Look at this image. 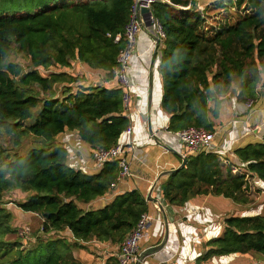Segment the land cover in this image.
I'll return each instance as SVG.
<instances>
[{
	"label": "trees",
	"instance_id": "obj_1",
	"mask_svg": "<svg viewBox=\"0 0 264 264\" xmlns=\"http://www.w3.org/2000/svg\"><path fill=\"white\" fill-rule=\"evenodd\" d=\"M168 1L154 2L152 11L165 32L160 72L169 129L212 130L211 117L219 115L223 97L235 83L241 99L253 96L257 85L264 87V0H215L217 7L230 6L234 14L219 29L207 28L195 0ZM132 3L0 0V131L14 147L28 134L52 140L67 130L77 131L95 150L119 142L129 123L122 87L85 86L72 68L77 60L114 78L113 67L124 47L115 36L124 30ZM15 52L28 58L32 68L13 61ZM51 66L61 69L40 70ZM59 85L61 98L55 93ZM42 91L50 94L41 97ZM235 152L247 163V173L233 174L229 166L224 170L216 152L188 154L186 165L162 181L164 201L183 206L195 196L214 194L249 204L247 176L264 180V141ZM68 156L61 144L32 147L25 155L11 154L0 144V264H85L74 247L93 240L120 245L147 211V197L138 189L103 207H84L107 193L120 172L119 162L87 173L69 165ZM13 190L30 193L15 205L41 219L45 235H38L30 247L20 235L18 240L7 238L20 229L4 200ZM63 230L72 232L73 241L53 234ZM206 245L203 260L250 252L264 257V214L226 218L223 234Z\"/></svg>",
	"mask_w": 264,
	"mask_h": 264
},
{
	"label": "crops",
	"instance_id": "obj_2",
	"mask_svg": "<svg viewBox=\"0 0 264 264\" xmlns=\"http://www.w3.org/2000/svg\"><path fill=\"white\" fill-rule=\"evenodd\" d=\"M214 1L197 0L196 7L204 13L207 28L219 29L234 19V14L230 6L219 8L213 4ZM146 26L147 29L139 35L128 70L134 84L131 88L130 107L134 114L139 116V124L132 135L124 133L119 139L121 143L135 142L134 150L128 156L134 175L119 181L114 188L110 187L107 193L84 207L91 209L103 207L117 195L134 189H138L149 198L152 186L157 182L153 195L162 201L164 211H160L152 199L147 200V212L153 217V223L149 235L139 242V259L129 264H260L262 256L254 254L255 252L221 254L201 259L208 249L206 242L223 234L226 218L232 215L248 216L257 213H249L243 204L223 195H198L183 206L169 204L162 197L160 186L168 175L160 176L170 169L178 168L188 153L176 131L169 129L170 114L162 106L164 84L160 67L164 39L160 38L159 45L154 46L153 39L158 36L157 25L147 23ZM77 63V66L73 67L74 71L77 73L86 71L88 78L93 77V80L89 78L81 82L85 86L93 84L120 86L116 78L106 77L105 70L91 68L79 61ZM239 90V84L235 83L223 97L219 115L211 117L214 126L211 131L215 133L214 152L218 154L222 168L228 170L229 166L233 174L247 173V163L238 157L235 150L264 141V87L257 85L255 94L245 99L239 98ZM249 99L254 100L250 107L247 105ZM57 137L69 150L67 158L69 165L87 173H97L101 170L93 158L95 149L82 140L77 131L67 130ZM250 178L254 179L250 175L247 176V179ZM27 196V192L20 190L5 194V198L17 197L19 200H25ZM11 202L7 207L15 216L18 213L29 219L38 216L33 212L22 213L18 206L11 207ZM167 225L169 235L166 239ZM53 234L73 241L70 230ZM165 239L161 248L153 249ZM118 246L110 241L93 240L84 242L82 246L74 247L73 250L75 256L85 264H119L116 256Z\"/></svg>",
	"mask_w": 264,
	"mask_h": 264
},
{
	"label": "built area",
	"instance_id": "obj_3",
	"mask_svg": "<svg viewBox=\"0 0 264 264\" xmlns=\"http://www.w3.org/2000/svg\"><path fill=\"white\" fill-rule=\"evenodd\" d=\"M156 1L159 0H133L130 9V16L127 23L125 24L124 30L115 36L116 42H124V47L120 50L117 57L118 63L113 67V74L114 78L117 79L120 87L123 89L125 113L129 118V123L124 131V133L127 135H132L139 124V116H137V114L135 115L130 107L132 101L131 88L134 86V84L132 83L128 74V70L131 67L130 59L135 54L139 35L143 30L147 29V22L152 21L157 25L158 29V36L154 37L153 39L154 46L159 45L160 38H165V32L159 19L156 18L154 14L151 18H148L142 13L143 7H148L152 10V5ZM160 1L169 2L168 0ZM195 2L197 4V0H195ZM183 8H191V5L183 6ZM253 103V99H249L247 101V105L249 107L252 106ZM176 133L182 143L186 146L188 154L199 153L203 151L214 152L213 142L215 139V133L213 131L206 129L205 127L190 126L178 130ZM134 145V141H130L128 143L118 142L116 145L109 148H98L94 150L93 158L99 167H102L105 163L110 161L119 162L120 172L116 180L111 182V188H114L119 181L128 179L134 175L131 170L130 161L128 159L129 154H131L134 150ZM153 191L150 193V197H147V200L154 197ZM155 205L160 211L162 210L159 202H155ZM152 223L153 217L147 211L142 213L138 223L120 244L119 250L116 252L119 264H129L139 259V242L149 235ZM26 233L27 231H25V234L20 231L19 235H21V237L26 236Z\"/></svg>",
	"mask_w": 264,
	"mask_h": 264
},
{
	"label": "rangeland",
	"instance_id": "obj_4",
	"mask_svg": "<svg viewBox=\"0 0 264 264\" xmlns=\"http://www.w3.org/2000/svg\"><path fill=\"white\" fill-rule=\"evenodd\" d=\"M214 17V16H213ZM12 60L15 62H18L23 65L25 70H29L31 67L30 65V60L26 58L23 54H19L15 52L12 56ZM78 61H75V65L73 67L77 66ZM59 69L56 66H51L48 69H40L41 72L44 73H49L51 71H59ZM73 69V68H72ZM75 70V69H74ZM76 74H79L82 77V80L80 82L86 81L87 79L90 78V80H93V77H89L85 73L86 71H80V73H77L74 71ZM79 70V69H78ZM94 82V81H93ZM78 84L75 83V88ZM62 86V85H61ZM60 85L56 87L55 93L58 95V97L63 96V91L62 87ZM50 94V92L44 93L42 91L41 97H46ZM59 137H55L52 140L45 139L43 137L34 135V134H28L25 139L23 140L22 144L20 146H13V144L10 142V136L5 134L3 131H0V144H3V147L8 149V152L13 154L14 152H19L23 155L27 154V152L32 148V147H48L50 145H65L63 142H60ZM254 179L250 178L247 179V193L249 194L251 198V202L249 204H244V209L248 211L249 213H257V214H264V180L262 181L261 179H258L257 177H253ZM30 194V193H28ZM7 197V196H6ZM13 197V196H12ZM5 201H7V204L11 202L10 206L14 207L15 202L18 201L17 197L15 198H4ZM247 205V206H246ZM15 208V207H14ZM22 211V213L27 214L26 211ZM18 213V212H17ZM17 216L14 215V220L13 223L20 228L19 232H23L25 234V231H27L26 236L24 237L23 241L25 242V246H31L38 235H45L44 232H42V224H41V219L38 216H32V218H23L21 215L16 214ZM18 233V232H17ZM14 233V234H9L7 238H11L12 240H18L19 234ZM57 236V235H55ZM21 237V235L19 236ZM21 237V238H22ZM120 245L117 247V251L119 250ZM254 254H258L260 257L262 256L261 253L255 252ZM262 263H264V257L262 256ZM260 261V264H262Z\"/></svg>",
	"mask_w": 264,
	"mask_h": 264
},
{
	"label": "water",
	"instance_id": "obj_5",
	"mask_svg": "<svg viewBox=\"0 0 264 264\" xmlns=\"http://www.w3.org/2000/svg\"><path fill=\"white\" fill-rule=\"evenodd\" d=\"M142 13H143L145 16H147L148 18H151L152 15H153V11H152L150 8H148V7H143V8H142ZM147 23L151 24V23H153V22H152V21H148ZM186 162H187V159H186V157H185V158L183 159V162L181 163V165H180L178 168L170 169V170L164 172L160 177H162V176H166V175H170V174H172V173L178 171L179 169H181L182 167H184V166L186 165ZM156 184H157V182L152 186V190H151V192L154 190ZM151 199H152L154 202H159V204H160V206H161V208H162V211H164V205L162 204V202H161L158 198H156V197H152ZM166 227H167V229H166V230H167V231H166V239H167V237H168V235H169V234H168L169 226L167 225ZM166 239L164 240V242H162V243H161L160 245H158V246H155L153 249L156 250V249L161 248V247L164 245Z\"/></svg>",
	"mask_w": 264,
	"mask_h": 264
}]
</instances>
